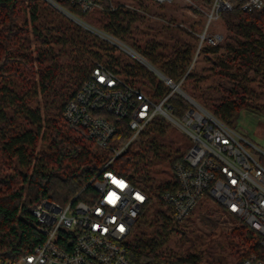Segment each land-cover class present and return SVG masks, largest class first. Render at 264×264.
Here are the masks:
<instances>
[{"label":"trees","instance_id":"16d2710c","mask_svg":"<svg viewBox=\"0 0 264 264\" xmlns=\"http://www.w3.org/2000/svg\"><path fill=\"white\" fill-rule=\"evenodd\" d=\"M103 2L104 9L93 7L85 12L70 1H64L63 5L83 19L95 20L96 12L100 13L97 28L127 39L132 23L139 20L143 12L124 4L114 5L111 0ZM221 20L229 39L217 46L204 44L181 86H189L192 96L202 104L205 94L199 88L206 75L196 67L203 58L217 56L210 70L230 75L236 82L230 91L231 97L221 99L211 106V111L233 126V119L242 108L264 113V10L246 11L235 5L222 14ZM193 39L179 41V47L170 57L156 55V44H148L142 50L153 65L178 82L195 54L198 36ZM33 53L36 58L32 57ZM122 55L125 54L120 48L45 0H0V158L5 169L11 171L0 177V259L16 260L43 240L40 220L31 211L43 199L62 206L73 199L74 202L89 201L94 195L93 185L89 183L91 178L110 160L109 169L135 180L137 169H147L150 153L158 154L157 139L147 141L144 137L153 127L154 132H165L167 125L160 118L153 120L140 134L139 143L145 144L144 149L134 150L131 141L112 160L115 151L133 134L128 120L118 122L109 147L102 148L84 130L70 127L63 116L65 105L76 96L96 61L103 62L132 85L149 89L152 97L161 99L171 91L152 70ZM62 56L66 58L61 60ZM38 94L41 101L31 105L30 100ZM168 101L178 118H182L190 106L177 92L172 93ZM41 139H48L49 146L37 150ZM174 182L159 186L161 204L164 205L161 194L172 190ZM159 215L162 221L158 234L131 237L126 242L128 255L139 264H200L201 257L195 253L172 255L162 249L164 240L160 236L170 226L176 228L181 221L170 211ZM236 231L243 233L244 229ZM252 252L264 256L259 237L246 256Z\"/></svg>","mask_w":264,"mask_h":264},{"label":"built area","instance_id":"2783aa9c","mask_svg":"<svg viewBox=\"0 0 264 264\" xmlns=\"http://www.w3.org/2000/svg\"><path fill=\"white\" fill-rule=\"evenodd\" d=\"M48 1L84 28L143 61L171 89L157 103L142 88L127 82L103 62L96 61L76 96L64 107L63 116L69 126L84 130L98 146L107 148L117 132L118 122L128 120L133 134L121 149L115 151L113 160L131 141L139 139L158 114L160 119L176 123L188 134L193 145L186 153L174 158L175 182L172 190L164 191L160 197L168 211L176 220L182 221L199 199H214L228 214L255 232L264 251V148L218 117L181 86L194 68L202 46L206 43L217 46L224 41L225 32L214 27L222 14L235 5L246 11H263L264 0H211L201 7L204 20L201 30L196 33L198 45L180 82L165 75L134 48L128 49L117 37L88 23L63 5L64 1H70L85 12L93 7L104 9L103 0ZM152 1L166 4L175 0ZM188 1L193 3V0ZM174 92L190 105L182 118L174 115L168 101ZM110 161L91 178L89 183L93 185L94 195L89 201L74 202L73 199L62 206L45 198L32 208V213L40 220L43 240L30 253L16 260L0 259V264H139L128 255L126 242L151 197L133 178L109 169ZM241 264H264V256L252 252Z\"/></svg>","mask_w":264,"mask_h":264},{"label":"rangeland","instance_id":"374dc122","mask_svg":"<svg viewBox=\"0 0 264 264\" xmlns=\"http://www.w3.org/2000/svg\"><path fill=\"white\" fill-rule=\"evenodd\" d=\"M45 1L68 16L48 0ZM111 1L114 5L124 4L143 12L142 17L132 23L127 39L114 36L123 42L124 46L134 48V50L138 51L151 62L152 60L142 50L146 45L156 44V55L170 57L173 56L174 50L179 47V41L186 39L187 41L194 40L193 36L197 38L196 33L201 30L204 20V11L201 7L207 4L201 1H193L192 3L188 0H175L174 2L160 6L152 0ZM94 17L95 20L91 18H85L84 20L92 25L99 26L101 14L96 12ZM214 27L225 32V39L221 43L224 44L229 39V34L223 21H217ZM183 29L186 30L184 31ZM114 45L125 54L121 56L122 58L125 57L150 69L147 64L133 56L129 51L116 44ZM32 57L36 58V54L33 53ZM216 57L215 55L210 59L205 57L196 67L198 71L200 70L202 71L201 73L206 75L203 81H201V87L199 88L205 94L201 102L212 111L213 108L211 106L219 103L221 99L231 97L230 91L236 82L230 75L225 73L219 75L214 73L215 70H210L212 66L211 62ZM65 58L66 56H62L61 60ZM34 65L36 67V62ZM34 77L37 79L38 74L35 73ZM157 77L161 79L158 75ZM182 88L192 96L193 91L189 86L182 84ZM143 90L147 93L151 92L146 88H143ZM152 98L157 103L161 100L156 97ZM40 99V94L35 95L30 100V104L35 106L41 101ZM156 118L159 119L160 115L158 114ZM164 121L167 125L164 133L154 132L153 127L144 137L147 141L157 139L156 148H158V154L154 155L151 152L148 156L150 158L149 163L146 162L147 169L145 171L137 169L136 175H134L135 181L149 192L151 200L142 209L141 214L133 224L131 237H148L158 234L157 228L162 221L159 214L162 211L168 212L167 207L161 204L158 199V188L161 184L174 180V172L171 167L172 159L182 153H186L193 145V141L188 134L176 123L170 120ZM233 126L264 148V113L242 108L234 117ZM144 145V143L140 145L139 139L134 140L132 144L134 150H142L144 149ZM48 146V139H41L37 150L47 149ZM5 168L0 158V177L11 172ZM240 229H244L243 233L236 231ZM160 239L164 240L162 249L167 254L188 255L195 253L201 257L200 264H241L244 257L256 243L257 236L241 220L228 214L216 200L203 197L198 200L197 205L193 207L191 213L184 220L178 222L176 228L170 226L167 232L163 236H160Z\"/></svg>","mask_w":264,"mask_h":264}]
</instances>
